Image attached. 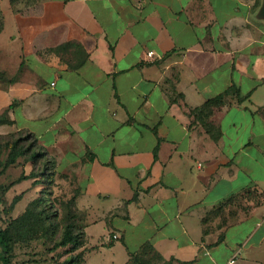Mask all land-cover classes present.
Listing matches in <instances>:
<instances>
[{"label": "crops", "instance_id": "0c3cea01", "mask_svg": "<svg viewBox=\"0 0 264 264\" xmlns=\"http://www.w3.org/2000/svg\"><path fill=\"white\" fill-rule=\"evenodd\" d=\"M261 6L0 0V135L47 153L84 264H264Z\"/></svg>", "mask_w": 264, "mask_h": 264}, {"label": "rangeland", "instance_id": "374dc122", "mask_svg": "<svg viewBox=\"0 0 264 264\" xmlns=\"http://www.w3.org/2000/svg\"><path fill=\"white\" fill-rule=\"evenodd\" d=\"M36 1V0H35ZM23 138V149L29 152L17 158L14 165H7L14 136L0 135V226L7 227L14 219L21 216L30 207L31 211L39 213L47 209L55 217L49 218L37 228V232L29 239H18L14 247V264H67L74 256L72 246L57 247L62 237L65 225L66 203L69 198L67 186L57 184L53 176L52 185L41 183L34 186L32 180L19 181L23 174L29 173L33 165L28 161L35 149H31V140L21 133L16 138ZM42 160L34 165L40 180L51 178L43 171ZM50 168V167H49ZM14 183V185H12ZM51 193V194H50ZM21 195L20 197H18ZM45 213L42 218L45 219ZM36 218V217H35Z\"/></svg>", "mask_w": 264, "mask_h": 264}, {"label": "trees", "instance_id": "16d2710c", "mask_svg": "<svg viewBox=\"0 0 264 264\" xmlns=\"http://www.w3.org/2000/svg\"><path fill=\"white\" fill-rule=\"evenodd\" d=\"M10 1L13 5L15 4L16 0ZM3 77L4 73L0 71V80L3 79ZM230 93L238 95V92L235 88H232L228 92H226V95ZM224 97L225 95H221L207 101L201 108L197 109V112L199 111L205 113L221 106L223 104ZM10 124H12V121L9 119L7 112L1 114L0 125ZM18 133H21L23 136H25L26 140H31V149H35L28 158V161L32 163L33 168L28 174H23L19 181L21 182L32 180V184L34 186L40 185L42 182L52 185L53 176L55 177L57 175L56 169L52 166L47 153L39 145L37 139L31 133H28L26 131H19L16 133L7 134L8 136H14V141L11 145L7 165H14L17 162L18 157L24 156L29 152L28 149L26 150L22 148L21 142L23 141V138L20 137L15 139V135H17ZM41 160L43 161L41 162L44 168L43 171H47L49 173V176H51V178L48 180H40L39 175L35 172L34 165L38 164ZM12 185H14V183H12ZM20 196L21 195H19L18 197ZM258 202L260 203L261 200H259ZM65 207L66 223L63 227L62 237L57 247L72 246L74 256L69 261H67V264H84V252L80 249L84 246L85 234L79 225L78 214L74 209V197L68 200ZM45 213L47 214V216L45 219H43L42 216ZM53 217L55 216L50 214L47 209H45V211L36 213L35 211H31L30 207H28L21 216H19L17 219H14L11 223L8 224L7 227L3 228L2 226H0V264H14V247L18 239L29 240L37 232V228L41 224V221L45 223L47 219Z\"/></svg>", "mask_w": 264, "mask_h": 264}, {"label": "water", "instance_id": "95a60500", "mask_svg": "<svg viewBox=\"0 0 264 264\" xmlns=\"http://www.w3.org/2000/svg\"><path fill=\"white\" fill-rule=\"evenodd\" d=\"M259 18L264 19V0H262V6L259 11Z\"/></svg>", "mask_w": 264, "mask_h": 264}, {"label": "built area", "instance_id": "2783aa9c", "mask_svg": "<svg viewBox=\"0 0 264 264\" xmlns=\"http://www.w3.org/2000/svg\"><path fill=\"white\" fill-rule=\"evenodd\" d=\"M153 56H154V54H153L152 52L148 53V57H149V58H152ZM113 238H114V239H116V238H117V236H116V235H114V236H113ZM234 257H237V254H235V256H234ZM231 262H234V261L232 260Z\"/></svg>", "mask_w": 264, "mask_h": 264}]
</instances>
